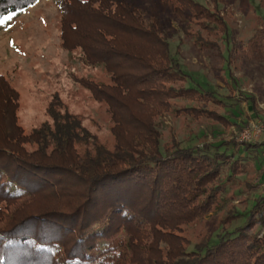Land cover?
I'll use <instances>...</instances> for the list:
<instances>
[{
    "label": "trees",
    "instance_id": "1",
    "mask_svg": "<svg viewBox=\"0 0 264 264\" xmlns=\"http://www.w3.org/2000/svg\"><path fill=\"white\" fill-rule=\"evenodd\" d=\"M38 1L0 0V18ZM56 2L62 45L80 49L86 64H102L109 75L105 83L78 80L107 104L114 145L101 143L57 93L46 109L49 120L26 130L18 122L19 93L0 74V264H264V233L254 231L264 224V196L247 222L217 244L206 240L189 249L183 234L246 170L248 153L264 146L262 136L201 147L173 141L163 151L156 122L173 100L184 99L198 104L179 113L243 128L231 112L205 107H232L234 95L187 86L161 17L169 9L184 22L185 35L224 59L218 40L229 27L221 0L213 8L154 0L150 11L130 0ZM243 51L264 68V25ZM243 99L257 115L256 97ZM237 216L230 212L223 222Z\"/></svg>",
    "mask_w": 264,
    "mask_h": 264
},
{
    "label": "rangeland",
    "instance_id": "2",
    "mask_svg": "<svg viewBox=\"0 0 264 264\" xmlns=\"http://www.w3.org/2000/svg\"><path fill=\"white\" fill-rule=\"evenodd\" d=\"M130 1L146 11L154 4V0ZM196 1L209 8L214 6L213 0ZM219 10L229 27L227 37L218 40L224 59L216 49H201L193 38L185 35L184 22L169 9L162 10L161 17L172 54L189 76L187 86L214 92L220 98L230 93L234 95L237 103L232 107L220 108L212 104L205 107L222 114L231 112L236 120L243 122V128L179 113L181 107L198 103L176 99L172 101V110L156 120L163 151L171 148L173 141L181 147H201L206 142L240 139L243 131L264 124V68L261 63L246 57L243 51L256 28L264 25V0H221ZM7 16L12 18L7 20ZM0 74L7 77L19 93L18 122L26 130L49 120L46 109L57 93L69 112L81 117L83 125L101 143L113 148V123L107 104L95 100L92 91L78 80L105 83L109 82V75L102 64H86L80 49L70 50L62 45L60 10L56 0H39L24 12L0 18ZM247 95L256 97L257 115L243 99ZM246 162V170L226 184L214 209L203 219L185 227L183 234L192 242L189 249L206 240L209 245L217 244L223 236L247 222L257 198L264 196V146L251 150ZM226 173L225 170L222 174L223 181ZM256 183H259L258 187H249ZM230 212L236 213L237 218L223 222ZM254 231L262 235L264 224H258Z\"/></svg>",
    "mask_w": 264,
    "mask_h": 264
},
{
    "label": "built area",
    "instance_id": "3",
    "mask_svg": "<svg viewBox=\"0 0 264 264\" xmlns=\"http://www.w3.org/2000/svg\"><path fill=\"white\" fill-rule=\"evenodd\" d=\"M253 136H262L264 141V124L254 127L252 130L243 131L240 140H248Z\"/></svg>",
    "mask_w": 264,
    "mask_h": 264
},
{
    "label": "snow or ice",
    "instance_id": "4",
    "mask_svg": "<svg viewBox=\"0 0 264 264\" xmlns=\"http://www.w3.org/2000/svg\"><path fill=\"white\" fill-rule=\"evenodd\" d=\"M11 18H12L11 16L5 17V19H7V20H10Z\"/></svg>",
    "mask_w": 264,
    "mask_h": 264
}]
</instances>
